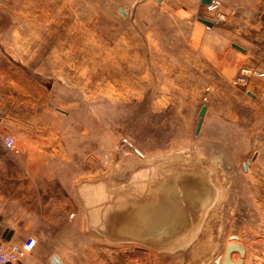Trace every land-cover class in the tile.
Listing matches in <instances>:
<instances>
[{
    "label": "crops",
    "instance_id": "0c3cea01",
    "mask_svg": "<svg viewBox=\"0 0 264 264\" xmlns=\"http://www.w3.org/2000/svg\"><path fill=\"white\" fill-rule=\"evenodd\" d=\"M221 1L227 16L223 24L214 22V12L201 0L39 1L47 8L38 7L32 17L54 19L53 26L31 30L47 35V51L40 55L46 61L38 65L48 68L49 79L15 76L10 78L16 86L9 87V77L0 75V226L9 229L0 233V241L18 243L37 236L32 228L39 216L34 212L57 208L48 181L55 175L47 172L45 155L52 147L49 135L60 130L43 116L56 111L66 115L74 108L72 83L82 97L96 99L104 98L105 85L120 98L121 84H127L126 96L136 99L153 84L159 87L161 106L172 105L176 113L184 107L199 113L205 106L199 104L201 93L208 86L204 116L219 117L226 109L230 113L226 101L220 105L226 96L221 87L241 67L264 69V0ZM40 41L38 51L43 48ZM245 95L250 106L264 108V78L252 79ZM5 135L14 139L11 149L3 143ZM55 143L65 151L62 139ZM6 187L15 189V201L3 191ZM13 211L32 213L9 214ZM37 251L33 248L19 264H39Z\"/></svg>",
    "mask_w": 264,
    "mask_h": 264
},
{
    "label": "rangeland",
    "instance_id": "374dc122",
    "mask_svg": "<svg viewBox=\"0 0 264 264\" xmlns=\"http://www.w3.org/2000/svg\"><path fill=\"white\" fill-rule=\"evenodd\" d=\"M39 1L0 0V75L9 77L5 83L9 87L16 86L12 82L15 79L10 77L49 79L48 68L38 65L46 61L40 55L47 51V40L43 41L47 35L38 36L31 30L53 26L54 19L32 17L38 7L47 8ZM225 17L218 24L225 23L226 14ZM38 39L43 46L40 51ZM71 87L74 108L66 115L56 111L43 116L60 131L49 135L52 147L45 155L49 162L47 172L55 175L48 181L54 188L51 201L57 208L34 212L39 216L32 228L37 231L34 248L41 258L39 264H218L216 260L222 257L233 235L232 239L244 249L242 257L237 251L231 252L234 260L264 264V108L248 104L247 86L233 87L228 82L221 87L226 96L219 99L220 105L223 107L226 101L230 113L226 109V114L219 117L203 114L205 121L197 133L198 111L184 107L176 113L172 105L163 108L159 87L153 84L144 96L136 99L126 96L127 84H121L124 97L120 98L113 97L108 85L104 86V98L99 99L84 98L74 83ZM208 91L206 86L200 105L208 104ZM220 111L224 112L223 108ZM59 139L64 141L65 151L56 148L55 141ZM178 148L186 149L191 161L204 156L203 162L215 165L214 179L224 189L212 205L214 212L210 213L211 208L202 222L196 240L202 247L196 251L188 247L178 256L160 254L137 243H113L83 227V208L74 188L76 180L99 177L110 188H117L140 170L141 158L150 159ZM43 171L45 168L41 167L42 174ZM3 191L13 201L17 198L14 188L6 187ZM16 213L32 212H9ZM6 230L9 229L0 226V233Z\"/></svg>",
    "mask_w": 264,
    "mask_h": 264
},
{
    "label": "bare ground",
    "instance_id": "6f19581e",
    "mask_svg": "<svg viewBox=\"0 0 264 264\" xmlns=\"http://www.w3.org/2000/svg\"><path fill=\"white\" fill-rule=\"evenodd\" d=\"M185 150L141 158L140 170L117 188H110L99 177L76 180L83 227L113 243H137L160 254L178 256L188 247L193 251L202 247L196 241L202 222L224 189L214 179L215 165L203 162L204 156L191 161ZM232 255L229 258L237 261Z\"/></svg>",
    "mask_w": 264,
    "mask_h": 264
},
{
    "label": "built area",
    "instance_id": "2783aa9c",
    "mask_svg": "<svg viewBox=\"0 0 264 264\" xmlns=\"http://www.w3.org/2000/svg\"><path fill=\"white\" fill-rule=\"evenodd\" d=\"M207 5L214 12L215 23L226 20L225 14L220 9L222 5L221 0H210ZM255 78H264V69L245 66L237 71L229 83L233 87H246ZM3 143L8 149H11L14 145V139L10 135H5L3 137ZM35 245L36 238L34 236H27L19 243L0 241V264H19L21 259L30 253Z\"/></svg>",
    "mask_w": 264,
    "mask_h": 264
},
{
    "label": "water",
    "instance_id": "95a60500",
    "mask_svg": "<svg viewBox=\"0 0 264 264\" xmlns=\"http://www.w3.org/2000/svg\"><path fill=\"white\" fill-rule=\"evenodd\" d=\"M203 3L205 4H208L210 0H201ZM264 18V17H263ZM205 25L207 26H211V22L209 21H206V20H201ZM234 47L238 48V49H241L239 46H236L234 45ZM205 112V106H202L199 110V118L197 120V124H196V128H195V132L197 133L200 129V125H201V121H202V117H203V114ZM244 168L245 165H244ZM232 238H235L234 236L231 237ZM233 250H237L240 254V256L242 257L244 255V249H243V246L240 244V243H235V242H228L225 246V249H224V253H223V258H222V263L221 264H242V260L239 259L237 261H232L230 258H229V255L230 253L233 251ZM219 259H217L216 261L218 262Z\"/></svg>",
    "mask_w": 264,
    "mask_h": 264
}]
</instances>
